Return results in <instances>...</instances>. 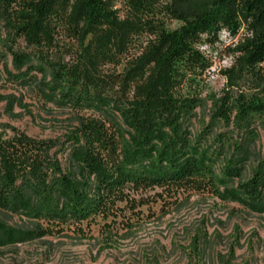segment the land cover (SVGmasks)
<instances>
[{
    "label": "trees",
    "instance_id": "1",
    "mask_svg": "<svg viewBox=\"0 0 264 264\" xmlns=\"http://www.w3.org/2000/svg\"><path fill=\"white\" fill-rule=\"evenodd\" d=\"M172 20L178 25L170 28ZM222 31L238 38L215 96L203 46ZM0 63L17 88L72 114L48 138L0 123V209L53 223L36 225L39 235L115 217L119 203L133 210L154 188L245 204L264 198L263 161L236 189L220 192L223 176L240 173L237 160L216 174L186 127L205 96L211 119L237 130L264 117V0H0ZM0 101L11 117L21 115L15 105L29 111L15 94L0 93ZM101 109L122 124L92 112ZM187 249V264H201L199 238Z\"/></svg>",
    "mask_w": 264,
    "mask_h": 264
},
{
    "label": "rangeland",
    "instance_id": "2",
    "mask_svg": "<svg viewBox=\"0 0 264 264\" xmlns=\"http://www.w3.org/2000/svg\"><path fill=\"white\" fill-rule=\"evenodd\" d=\"M168 25L173 28L178 22L172 20ZM237 38L222 31L217 42L203 46L212 61L206 73L210 94L221 96L224 92L223 70L231 65V48ZM7 63L12 70L9 57ZM240 85L248 93L251 81L244 78ZM0 93L21 97L29 110L15 105L14 112L21 115L11 117L5 112V102L0 101V123L29 135L55 137L71 122L68 108L44 103L34 91L17 88L6 77L1 63ZM210 107L211 101L205 96L186 127L191 141L210 154L216 174L229 159L237 160L240 173L223 176V182L218 183L220 192L236 189L264 162V117H256L237 130L212 120ZM92 112L122 124L112 109ZM144 196L148 203L133 210L119 203L120 214L115 217L96 215L77 228L64 227L62 232L53 230L46 235L34 229L36 225L52 227V222L0 209V264H187V248L193 237L202 244L201 264H264V198L245 204L234 197L222 198L208 192L179 191L168 196L160 188Z\"/></svg>",
    "mask_w": 264,
    "mask_h": 264
}]
</instances>
